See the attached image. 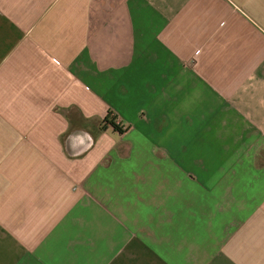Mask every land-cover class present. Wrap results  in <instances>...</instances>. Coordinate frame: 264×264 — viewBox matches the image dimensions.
I'll return each instance as SVG.
<instances>
[{"label":"crops","instance_id":"obj_1","mask_svg":"<svg viewBox=\"0 0 264 264\" xmlns=\"http://www.w3.org/2000/svg\"><path fill=\"white\" fill-rule=\"evenodd\" d=\"M0 264H264V0H0Z\"/></svg>","mask_w":264,"mask_h":264},{"label":"trees","instance_id":"obj_2","mask_svg":"<svg viewBox=\"0 0 264 264\" xmlns=\"http://www.w3.org/2000/svg\"><path fill=\"white\" fill-rule=\"evenodd\" d=\"M112 127L114 130L122 133L123 130L121 127H119L116 123H115V119L113 117H107L102 123H101V130H107L108 127Z\"/></svg>","mask_w":264,"mask_h":264}]
</instances>
